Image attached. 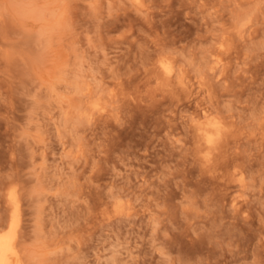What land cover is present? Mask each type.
<instances>
[{"label":"rangeland","instance_id":"obj_1","mask_svg":"<svg viewBox=\"0 0 264 264\" xmlns=\"http://www.w3.org/2000/svg\"><path fill=\"white\" fill-rule=\"evenodd\" d=\"M13 200L22 264H264V0H0Z\"/></svg>","mask_w":264,"mask_h":264},{"label":"bare ground","instance_id":"obj_2","mask_svg":"<svg viewBox=\"0 0 264 264\" xmlns=\"http://www.w3.org/2000/svg\"><path fill=\"white\" fill-rule=\"evenodd\" d=\"M162 67L163 71L167 75L172 73L167 62H162ZM220 124L221 123L219 121L209 118L207 121L198 125V142L200 143L201 147L210 148L217 144V141L222 135V128ZM13 203L14 210L12 213L13 219L11 224L8 229L0 230V264H22L21 254L17 247L16 241L19 220V203L16 200H13Z\"/></svg>","mask_w":264,"mask_h":264}]
</instances>
